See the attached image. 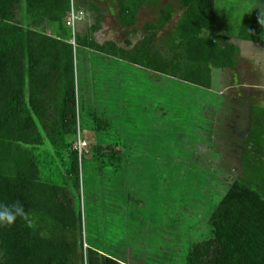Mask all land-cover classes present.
<instances>
[{
  "label": "trees",
  "instance_id": "16d2710c",
  "mask_svg": "<svg viewBox=\"0 0 264 264\" xmlns=\"http://www.w3.org/2000/svg\"><path fill=\"white\" fill-rule=\"evenodd\" d=\"M158 2L117 0L116 22L133 35L140 10ZM72 5L0 0V202L19 200L29 212V222L0 227V264H134L125 246L129 234L138 240L132 236L138 217L127 211L121 223L107 209L122 216L116 199L126 198V188L157 181L136 171L120 179L115 158L158 164L159 150L176 140L172 134L189 133L204 112L212 115L204 117L210 124L227 115L221 98L220 109L209 111L210 99L196 91L212 88L214 69L237 66L240 49L231 39L264 45V0H255L234 32L220 25L217 0H176L181 13L164 45L156 41L173 20L171 4L157 22L144 23L141 40H125V47L97 42V18L76 32L74 55L66 26ZM133 68L147 73L141 89L140 82L127 84ZM239 112L235 118L243 122ZM245 123L238 172L223 175L230 184L209 219L210 232L190 247L183 264H264V108L250 109ZM142 131L149 132L140 137ZM211 156L213 164L223 162L215 149ZM44 161L53 173L45 179ZM150 206L139 213L143 219L156 214ZM97 220L100 228L119 224L120 235L100 238Z\"/></svg>",
  "mask_w": 264,
  "mask_h": 264
},
{
  "label": "rangeland",
  "instance_id": "374dc122",
  "mask_svg": "<svg viewBox=\"0 0 264 264\" xmlns=\"http://www.w3.org/2000/svg\"><path fill=\"white\" fill-rule=\"evenodd\" d=\"M81 1L73 0L72 5L79 17L76 24V32L86 24L90 25L94 22L86 7V9L82 10L79 5L78 7L75 6L78 2L82 4L81 6H85ZM89 1L104 2L103 0ZM106 1L103 3L104 15L101 16V31L97 34L96 39L100 43L112 40L123 47H125V40H130L133 44L141 40L144 36V23L148 21L157 22L160 17V10L167 4H171L174 9L173 20L158 33L156 41L157 46L164 45L168 36L175 30L181 13L176 6V0H159L157 5H147L139 12L137 24L134 28L136 33L129 36L131 29L123 28L116 22L117 0ZM254 3L255 0H217V13L220 25L225 27V31H236L241 21L249 14ZM98 14H101V11ZM232 41L240 47L241 54L245 56L240 63V71L243 72V77L249 76L253 68L258 72L259 81L256 84H251L249 80L246 84L240 83L241 80L237 79L233 82L232 78H230V71L214 69L212 88L203 92L196 91V93L206 95L210 99L208 101L210 103L209 111L211 109L214 111L220 109L219 100L221 98L224 113L227 115H219L214 123L210 124V122L204 121V117L212 115L204 112L200 115L202 117L199 124H191L189 133L186 129L185 131L179 130L180 133L175 135L172 134V138L176 137V140H173L176 141V145L171 141V149L159 150L158 160L160 164H149V160L143 163L142 161L145 159L141 161V158L131 159V157L128 160L134 161L135 164L126 165L123 156L115 158L118 161L115 163L119 164H115V167L118 168L116 172H119L120 179L127 172L128 179L136 171V173L138 172L137 175L139 174L142 177L146 176V173L150 174L151 177L154 175L157 181L153 187L151 186L153 190L141 178L140 183H137L138 185L132 183L128 191L126 188V198L122 196L121 199H116V201L122 200V204L119 203L121 208H123L122 216L117 215L116 209L113 210V208L109 207L107 209V213L118 216L117 220L119 222L121 220V223L126 220L127 211L130 214L133 212L134 214L132 213V215L138 217L137 229L133 230L132 235L137 234L138 240L133 239L129 234V244L125 246V253H128L134 264H183L187 259V252L190 247L197 240L206 238L210 232L209 219L230 184L225 180V176L230 174L234 176L238 172L242 138L246 132V113L252 108L264 107V45L240 41L236 38L232 39ZM73 51L75 55L74 46ZM248 60L252 68H249ZM104 65L111 66V69L113 67V64ZM107 66H103L102 70H108ZM146 75L147 73L141 69L133 68L127 74V84H139L140 82L139 88L141 89L144 87V82L147 81L146 78H143ZM24 93L26 96L28 95L27 90ZM237 93L242 96V100L234 99L235 97L232 98L231 95H236ZM219 95L223 96L220 97ZM206 103L204 101L201 104L207 105ZM127 106L124 105L123 108ZM127 111L126 109L122 110V115L124 116ZM238 111H240L243 122L235 118V113ZM212 114L216 115V113ZM128 120L132 122V119L128 118ZM180 129L183 128L181 127ZM146 132L142 131V133H139L140 137H145ZM78 136L79 134L77 135L76 144ZM212 149L222 155L223 162L213 164ZM48 168L46 164L42 166L41 174L44 179L53 176L52 171ZM113 168L114 166H112ZM151 169L153 174L150 172ZM79 180L82 183V168ZM86 181H90L88 176H86ZM121 184L123 187L122 180ZM86 185L90 184L86 182ZM123 188L125 194V187ZM93 197L96 198L97 193H93ZM149 206L150 208H155L156 214L143 219V216H140L139 213L148 209L147 207ZM102 209H105V206ZM112 223L113 225H106L105 229L103 227L100 228V222H98L97 234L100 238H102L103 232L105 234L103 235L104 237H114L117 233L120 235L119 224ZM126 223L128 229V219ZM103 229L105 230L103 231ZM115 246L117 247L118 244Z\"/></svg>",
  "mask_w": 264,
  "mask_h": 264
},
{
  "label": "crops",
  "instance_id": "0c3cea01",
  "mask_svg": "<svg viewBox=\"0 0 264 264\" xmlns=\"http://www.w3.org/2000/svg\"><path fill=\"white\" fill-rule=\"evenodd\" d=\"M104 2H94V1H89V0H82L81 2H83V4L85 5V6H81L82 4H80L79 2L77 3L78 5H79V7H80V9H84L85 7L87 8H85L86 10H87V12H89L90 13V15H91V17H92V19H93V21H95L97 18H101V20H102V15H104V8H103V6H104V4L103 3H105V2H107L106 0H103ZM95 7H98L99 8V10L101 11V14H98L99 12H97L96 10H95ZM144 8V7H143ZM142 8V9H143ZM141 9V10H142ZM140 10V11H141ZM117 12V11H116ZM218 12V11H217ZM249 13H250V11H249ZM248 16V15H247ZM101 31V29L97 32V33H95L94 34V36H95V39H96V36H97V34L99 33ZM234 39V38H233ZM97 40V39H96ZM106 41H109V40H106ZM241 41V40H240ZM98 42V41H97ZM105 42V41H104ZM104 42H102V43H104ZM231 43H234L233 41H232V39H231V41H230ZM247 42V41H246ZM98 43H100V42H98ZM101 43V44H102ZM235 44V43H234ZM237 45V44H236ZM238 46V45H237ZM239 47V46H238ZM239 49H240V47H239ZM243 57H245L244 55H242L241 54V49H240V55H239V57H238V64H237V66L235 67V68H233V69H231V70H227V72L228 71H230L231 72V77L230 78H232V81L234 82L236 79L237 80H241L240 81V83H242V84H246V83H248V80H249V82H251V84H256V82H258L259 80H258V72L256 71V70H254L252 67H251V65H250V62H249V60H248V63H249V68H252V72H251V74L249 75V76H247V77H243V75H242V71H240V67H241V60L243 59ZM227 72H225V73H227ZM224 73V74H225ZM222 76H223V74H222ZM221 76V77H222ZM224 78V77H223ZM227 78H229V77H227ZM249 90H251V89H249ZM253 90V89H252ZM251 90V91H252ZM233 94V93H232ZM232 96V98L233 97H235L234 99H237V100H242V96L239 94V93H237L236 95H231ZM264 103V102H263ZM262 108H264V107H262Z\"/></svg>",
  "mask_w": 264,
  "mask_h": 264
},
{
  "label": "clouds",
  "instance_id": "9594fccd",
  "mask_svg": "<svg viewBox=\"0 0 264 264\" xmlns=\"http://www.w3.org/2000/svg\"><path fill=\"white\" fill-rule=\"evenodd\" d=\"M260 23L264 24V21ZM17 221L29 222V212L24 204L19 200L11 203L0 202V227H11Z\"/></svg>",
  "mask_w": 264,
  "mask_h": 264
},
{
  "label": "built area",
  "instance_id": "2783aa9c",
  "mask_svg": "<svg viewBox=\"0 0 264 264\" xmlns=\"http://www.w3.org/2000/svg\"><path fill=\"white\" fill-rule=\"evenodd\" d=\"M78 20H79L78 14H76V12L74 11L73 6H72L71 12L69 13V17L66 20V26L69 27L72 31L73 39H72L71 43H73L74 47L76 46L75 35H76V24H77ZM75 147L78 150V152L81 153V150L83 148V142L81 141L80 135L78 136V141H77V144Z\"/></svg>",
  "mask_w": 264,
  "mask_h": 264
}]
</instances>
